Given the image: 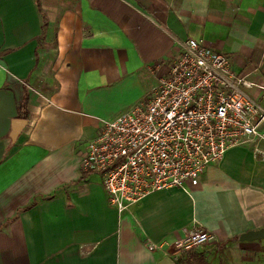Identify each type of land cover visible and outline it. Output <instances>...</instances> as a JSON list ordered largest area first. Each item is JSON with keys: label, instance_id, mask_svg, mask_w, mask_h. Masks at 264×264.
<instances>
[{"label": "crops", "instance_id": "obj_1", "mask_svg": "<svg viewBox=\"0 0 264 264\" xmlns=\"http://www.w3.org/2000/svg\"><path fill=\"white\" fill-rule=\"evenodd\" d=\"M189 38L227 55L264 108V0H0V264H264V240L240 241L264 228V141L124 213L81 169ZM195 228L215 242L178 253Z\"/></svg>", "mask_w": 264, "mask_h": 264}, {"label": "built area", "instance_id": "obj_2", "mask_svg": "<svg viewBox=\"0 0 264 264\" xmlns=\"http://www.w3.org/2000/svg\"><path fill=\"white\" fill-rule=\"evenodd\" d=\"M162 67L158 86L105 122L81 157L83 171L102 175L119 213L153 193L183 189L230 149L264 141V108L245 92L256 85L233 71L227 55L189 38L177 58L156 64ZM214 242L213 233L195 228L174 248L190 253Z\"/></svg>", "mask_w": 264, "mask_h": 264}, {"label": "water", "instance_id": "obj_3", "mask_svg": "<svg viewBox=\"0 0 264 264\" xmlns=\"http://www.w3.org/2000/svg\"><path fill=\"white\" fill-rule=\"evenodd\" d=\"M28 125V120L16 119L13 121V128L11 132V139L15 143L19 135L23 132L25 127ZM264 240V228L258 231H250L240 237V241L254 242ZM181 260L174 261L168 257L164 258L159 264H180Z\"/></svg>", "mask_w": 264, "mask_h": 264}, {"label": "rangeland", "instance_id": "obj_4", "mask_svg": "<svg viewBox=\"0 0 264 264\" xmlns=\"http://www.w3.org/2000/svg\"><path fill=\"white\" fill-rule=\"evenodd\" d=\"M199 249H201V248H199ZM196 250H198V249H196ZM196 250H193V251H196Z\"/></svg>", "mask_w": 264, "mask_h": 264}]
</instances>
